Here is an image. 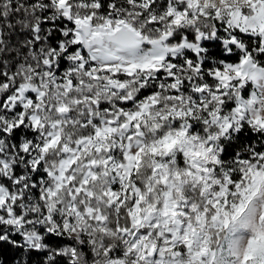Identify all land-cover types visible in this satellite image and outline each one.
I'll return each instance as SVG.
<instances>
[{
	"label": "snow or ice",
	"instance_id": "snow-or-ice-1",
	"mask_svg": "<svg viewBox=\"0 0 264 264\" xmlns=\"http://www.w3.org/2000/svg\"><path fill=\"white\" fill-rule=\"evenodd\" d=\"M0 264H264V0H0Z\"/></svg>",
	"mask_w": 264,
	"mask_h": 264
}]
</instances>
